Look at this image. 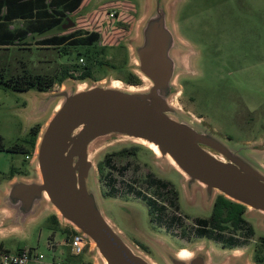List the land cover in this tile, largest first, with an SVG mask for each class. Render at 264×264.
<instances>
[{"label":"rangeland","instance_id":"374dc122","mask_svg":"<svg viewBox=\"0 0 264 264\" xmlns=\"http://www.w3.org/2000/svg\"><path fill=\"white\" fill-rule=\"evenodd\" d=\"M169 1V14L175 33L190 49L189 53L180 51L176 54L179 66L174 78L176 92L171 98L172 103L182 113L202 122L229 146L240 149L255 165L264 166V153L253 154L249 149L264 134V0ZM146 10L145 0H91L89 6L70 14L75 24L65 29L66 33L74 31L77 35H83L95 31L99 37L91 46L66 47V53L55 47L48 51L51 58L50 69H46L47 74L42 75L52 76L55 83L47 91H59L68 85L67 81L70 79L79 86L88 82L115 84L118 81L123 86L146 88L149 81L137 73L132 50L134 42L138 40L139 27ZM110 12H114V16L109 17ZM43 52L34 49L32 54H28L18 49H0V77H16V59L22 55L34 56L37 67V61ZM86 68H89L91 75L86 79L78 78ZM64 69L72 77H67L60 83L58 78ZM131 73L137 76L138 84L128 83ZM34 93L39 94L37 89L25 93L0 86V136L5 145L17 143L29 146L27 139L31 135L25 103L31 104ZM94 146L99 150L93 157L94 162L104 152L121 148L147 150L150 151V156H155L153 150L146 145L126 139L111 143L99 141ZM128 159L132 176L148 169L143 165V156L117 157L116 162L123 164ZM153 161L159 165L155 158ZM14 166L21 173L31 172L24 152L0 151V182L5 183L9 170ZM168 168H171L172 177L180 191V209L188 215V220L182 222L184 225H180L177 234L163 235L145 231L140 236L146 240L149 249L144 250L130 238L137 231L132 229L126 213L112 208L113 215L125 228L123 234L128 242L154 264H169L162 249L180 252L182 248L191 252L206 251L209 264H224L235 256L244 257L248 264H256V259L264 264V244L260 243V236H264V226L258 223L256 216L249 212L244 214L246 226L239 227L240 237L232 248L223 247L220 241L199 238L193 225V217L208 216L213 199L208 200L199 185L186 184L182 174L175 168ZM128 174L124 179H128ZM99 186L102 188V184ZM147 190L149 192L150 189ZM218 194L219 192L215 196ZM139 209L134 215L146 227L147 209L145 206ZM50 211L52 210L43 206L21 221L13 231L0 234V245L11 252L33 247L44 253L47 259L56 257L70 264H94L89 256L91 241L81 254H71L67 234L72 225L61 221L55 211L53 214ZM54 214L57 216V223L53 221ZM3 216L0 206V219ZM109 216L108 212L107 217ZM247 224L255 231L250 239H247ZM231 232L236 233L229 229L226 231ZM50 244H53L54 249L49 247Z\"/></svg>","mask_w":264,"mask_h":264},{"label":"water","instance_id":"95a60500","mask_svg":"<svg viewBox=\"0 0 264 264\" xmlns=\"http://www.w3.org/2000/svg\"><path fill=\"white\" fill-rule=\"evenodd\" d=\"M145 4L146 14L132 50L137 73L149 81L146 88L101 81L79 86L70 79L59 91L32 94L29 118L55 108L39 130L33 151L32 166L38 178L17 177L0 190L4 214L0 234L13 231L44 206L91 241L89 256L95 264H154L115 227L98 194L93 157L99 150L94 145L122 139L155 146L159 167L175 168L186 184L199 185L208 200L214 201L219 192L243 204L245 213L256 216L264 226V167L174 106L176 54L190 49L175 33L170 1L145 0ZM65 21L62 30L74 26L69 17ZM249 149L253 154L263 153L264 135ZM162 250L169 264H209L203 250H189L188 256ZM224 264L248 263L235 256Z\"/></svg>","mask_w":264,"mask_h":264},{"label":"flooded vegetation","instance_id":"af4514ba","mask_svg":"<svg viewBox=\"0 0 264 264\" xmlns=\"http://www.w3.org/2000/svg\"><path fill=\"white\" fill-rule=\"evenodd\" d=\"M66 17L71 19L70 15ZM66 17L61 21L60 28L62 25L67 24L65 21ZM136 149L137 148H121L118 150L104 152L95 162V179L98 194L106 215L108 212L110 214L108 218L115 225V227L123 233L125 228L121 226L120 220L113 215L111 209L114 208L118 211H124L127 215V219L132 224V229L137 231L136 235L133 233L131 234L130 238L132 242L136 243L142 249L147 250L149 249V246L145 242L146 240L140 236L143 235L145 231L163 235L177 234L179 233L180 225H184L182 222L188 220L189 217H187L188 215L183 213L180 209V191L176 181L172 177L171 168L162 169L153 161L155 156L152 154L150 156L148 154L150 151ZM134 156H143V165L148 168L143 170L142 174H137L136 176H132L130 172L131 164H128L129 159L123 164H118L116 162L117 157L130 158ZM134 170L135 168L132 172ZM138 172L139 170H137V173ZM128 173H130V175ZM127 174L128 179H124ZM99 184H102V188H100ZM147 188L150 189L149 192ZM141 206H145L147 209L148 225L146 227H143L141 225V221L139 219L137 221L134 215V212L139 211ZM210 214L206 217L195 216L193 219L208 218ZM244 214L242 215L243 217ZM53 221L57 223L58 219L53 217ZM245 221L247 223L246 219ZM193 225H195V231L205 228L209 230L210 234V230H212V234L210 236H198L199 238L218 241L215 239V236L220 235L221 237L224 236L225 239H231L238 242L237 239L240 237L238 235V230L240 228L233 227L232 225L226 226L223 229L212 227L210 222H208L205 226L201 223H195ZM228 229L236 233H226ZM254 233L255 231L253 229V233L248 235L247 239H250ZM262 238H264V236H260V243L263 245L264 243L262 242ZM243 239H246V237H243ZM220 242L223 247L228 249L232 248L225 246L222 241ZM256 261V264H260L258 259H256Z\"/></svg>","mask_w":264,"mask_h":264},{"label":"crops","instance_id":"0c3cea01","mask_svg":"<svg viewBox=\"0 0 264 264\" xmlns=\"http://www.w3.org/2000/svg\"><path fill=\"white\" fill-rule=\"evenodd\" d=\"M51 1H53V5ZM90 1L91 0H82L80 5L73 11L64 9L63 11L58 12L57 15L52 16V10L61 9L63 2H66V0H0V49H18L19 51H26L28 54H32L34 49L44 51L41 53L42 56L37 61V67H35L34 56H29L27 54L26 57L22 55L20 58H17L16 63L18 66L17 69L14 68L16 70L15 74H47L45 73V70L50 69L51 63L48 51L53 47L59 48L67 42L65 40L54 41L59 43L62 42L58 46L52 44L51 40H56V38L68 34L60 28L61 21L56 25H52V21L57 18L59 13H62L63 20L66 16L89 6ZM30 65L32 68H30ZM32 89L18 92L28 93ZM38 92L43 93L45 91ZM30 102V105L25 103V109H28L27 112L32 109V100ZM54 108V106L49 108L44 115L36 118H29L26 112L29 127L39 124L41 130L52 115ZM25 155L30 156L27 160H29L31 172L21 173L17 167H11L9 175L4 181L5 183H3V181L0 182V190H4L5 185L17 177L26 179L37 177V172L32 166L33 153L31 152ZM260 165L263 166L262 164ZM50 213L53 214L54 212L50 211ZM0 246L5 248L2 245ZM91 259L95 264V259Z\"/></svg>","mask_w":264,"mask_h":264},{"label":"trees","instance_id":"16d2710c","mask_svg":"<svg viewBox=\"0 0 264 264\" xmlns=\"http://www.w3.org/2000/svg\"><path fill=\"white\" fill-rule=\"evenodd\" d=\"M82 0H66V2H63L62 8L57 10H52V16L57 15L58 12L63 11L64 9H67L68 11H73L76 9ZM53 5V1H51ZM54 13V14H53ZM63 15L62 13L57 16L56 19L52 21V25L58 24L60 21H62ZM99 34L98 32L91 31L87 34L83 35H77L75 32H70L66 35H63L61 37L56 38V40L52 39V44L54 45H60L62 42H54L59 40H65L67 41L66 44H63L61 47H56L58 49H61L62 52L66 53V47H76V46H91L93 45L96 40L98 39ZM90 76V70L89 68H86L79 76L80 79H86ZM67 77H72L71 74H69L67 69H64L61 76L58 78V81L62 83L64 79ZM55 83V79L52 76L48 75H42V74H24V75H17L16 77L6 78L0 77V86H4L8 89H13L15 91H26L28 89H37L38 91H47L50 87L53 86ZM129 84H138V78L135 74L131 73L128 78ZM40 130V125L35 124L32 127H30V138L27 139V142L29 146H25L23 144H13V145H5L3 142L2 136H0V151H8V152H24L27 153H33L35 144L38 137V132ZM246 211V207L243 204L237 203L235 201H232L225 196L218 194L216 198L213 201L211 214L208 218H195V223H201L204 226L210 222L212 224V227H217L218 229H223L226 226L232 225L233 227H241L246 226V221L244 217L242 216ZM53 217L57 219V216L54 214ZM246 233L247 235H251L253 233V228L251 225L247 224L246 227ZM197 236H210L212 234V230H209L202 228L199 231H196ZM215 239L218 241H222L225 246L233 247L236 245L237 242L231 240V239H225L224 236L221 237L215 236ZM262 242L264 243V238H262ZM1 247V246H0Z\"/></svg>","mask_w":264,"mask_h":264},{"label":"built area","instance_id":"2783aa9c","mask_svg":"<svg viewBox=\"0 0 264 264\" xmlns=\"http://www.w3.org/2000/svg\"><path fill=\"white\" fill-rule=\"evenodd\" d=\"M108 16H114V12L108 13ZM80 62H82V58H80ZM25 158H30V156L25 155ZM70 227L69 233L67 234V245L69 246L71 254L79 255L84 251V248L89 245L90 240L74 229L73 226ZM49 247L54 249L53 244H50ZM0 257L1 264H29L30 262H33L34 264H70L69 262L56 257L47 259L44 253L33 247L18 249L14 252L0 247Z\"/></svg>","mask_w":264,"mask_h":264},{"label":"bare ground","instance_id":"6f19581e","mask_svg":"<svg viewBox=\"0 0 264 264\" xmlns=\"http://www.w3.org/2000/svg\"><path fill=\"white\" fill-rule=\"evenodd\" d=\"M115 84H116V85H119V82L116 81ZM128 87H129V88H135V87L132 86V85H129ZM150 148L153 150V152H154L155 154L158 153V150H157V148H156L155 146L150 145ZM189 254H190V252H189L186 248H182V249H180V252H179V255H180V256H188Z\"/></svg>","mask_w":264,"mask_h":264}]
</instances>
